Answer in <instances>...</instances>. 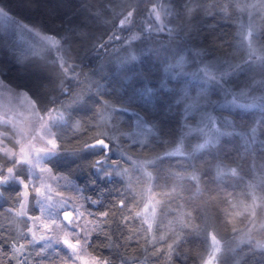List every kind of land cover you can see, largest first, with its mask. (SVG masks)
<instances>
[{"label":"trees","instance_id":"obj_1","mask_svg":"<svg viewBox=\"0 0 264 264\" xmlns=\"http://www.w3.org/2000/svg\"><path fill=\"white\" fill-rule=\"evenodd\" d=\"M127 1L121 7L125 1L0 0L8 18L60 41L59 53L36 38V30L18 25L11 33L0 23V76L28 92L39 111L65 113L55 129L59 151L47 163L75 177L93 201L89 252L108 264H206L214 255L212 264H264V250L255 248L264 244V107L228 101L242 88L264 97L258 83L264 81V11L253 9L248 16L238 8L245 0ZM154 5L168 12L171 33L144 32L138 24ZM130 10L131 27L139 28L135 59L123 67L111 63L103 72V61L131 51L123 42L129 31L119 32L122 41L109 39ZM252 30L260 57L248 55ZM20 34L40 42L44 54L32 56L19 43ZM59 57L75 79L62 70ZM201 67L228 76L222 84L206 78L220 84L209 89L197 80ZM96 74L98 85L88 87L89 76ZM145 88L152 92L141 99ZM197 100L198 108L192 106ZM105 113L116 122L112 129L111 118L100 121ZM208 116L221 123L210 128ZM100 132L108 133L101 137L109 142L104 155L85 147ZM177 146L182 152L170 153ZM0 165L12 166L1 151ZM232 168L236 175L228 171ZM15 172L26 177L23 165ZM20 190L13 180L0 186V255L23 237L26 220L6 208L16 207ZM146 204L148 214L142 211Z\"/></svg>","mask_w":264,"mask_h":264},{"label":"rangeland","instance_id":"obj_2","mask_svg":"<svg viewBox=\"0 0 264 264\" xmlns=\"http://www.w3.org/2000/svg\"><path fill=\"white\" fill-rule=\"evenodd\" d=\"M123 5H119L123 7L125 4L127 5L129 2L127 0H122ZM131 1V0H130ZM135 0H132L133 2ZM254 3L255 0H245L243 3ZM194 4L191 2V5ZM196 4H199V1H196ZM153 7H151L152 9ZM150 9V10H151ZM162 8L159 6L158 11H160ZM150 10L149 12L144 16L143 19L138 21L139 25H141L143 28L147 27H155L157 25V20L155 19V16L151 14ZM252 11V10H251ZM0 12L4 13V15H0V23L3 29H5L7 32H15L17 26L19 25L21 29H30L33 31V33H39V35L36 38H39L40 41L44 45H49L48 42H44L41 40V37L48 36L52 37L54 40L59 42V47H53L56 51L59 53L60 50V41L49 34L41 33L39 31L36 32L33 28L29 27L27 24L21 22V21H14L11 18H8L7 13L3 9L0 8ZM253 14V11H252ZM162 16V25L167 27V22L165 15H163V12H161ZM249 16V13H248ZM250 18V17H248ZM244 23L246 24V21L244 20ZM249 23V21H248ZM26 26V27H22ZM135 28H138L137 26L131 27L129 26L128 29L121 28L117 29L116 36L119 37V39H112V40H120L122 38V35L119 33L120 31L124 30L129 31L128 34L129 38H126L125 41L123 40L124 44L130 47L131 51L129 54L124 55H118L115 56L108 61H103L99 67H101V71L105 72V70H109L108 67H110L111 63L118 67H123L124 64L130 62L132 57H135L134 50H136L133 46L134 41L136 39H132L131 41H126L127 39H130L133 35L138 36L137 33H134ZM130 29V30H129ZM139 29V28H138ZM154 33H159L158 31H151ZM167 33V30L162 31L160 33ZM17 33V32H15ZM33 35V34H32ZM20 39L18 40L19 43L24 46V49H26L30 54L33 55L34 50H39L40 54H44L45 48H43L42 44L40 42H35L33 40H27L26 37L23 34H20ZM125 38V35H124ZM123 39V38H122ZM248 40V39H247ZM50 46V45H49ZM254 46V44H253ZM248 49V55L257 53L256 57H260L259 48L258 46H254ZM134 60V59H132ZM105 62V63H104ZM65 67L69 68V72L67 74L72 77L76 78L77 74L72 71L71 66L68 64H65ZM246 70H251V66L245 65ZM202 71V67H201ZM193 76L197 74V69L193 71ZM234 73V72H232ZM231 73V74H232ZM201 76L197 77V80L199 82H202L206 87L208 86L209 89L215 88L216 85L220 86V84L223 83V79H225L228 75L226 72H221L219 74L213 73L216 77V82H219L220 84L213 82L210 83L206 80V77L204 76V72L202 71ZM107 75V74H106ZM105 75V76H106ZM98 74L89 76L88 87H92L98 85ZM262 88V87H261ZM260 89V88H259ZM264 89V88H262ZM261 90V89H260ZM249 89H240L239 91L232 92L231 95H229V102L243 105L253 104V97L259 98L262 96V93L254 92V94H250ZM81 97V94L76 97L72 98L70 103L76 102ZM236 99H238L236 101ZM256 103H259V99H257ZM33 104L35 107L33 108ZM205 104L202 103V106ZM51 110V111H50ZM58 110V111H57ZM63 114V119L61 120L59 118L60 114ZM213 118V116H211ZM42 118V119H41ZM7 119L9 123L5 126L2 123H0V134L7 133V138L3 135H0V140H4V144H0V151L3 153L2 149L4 145L7 146L8 149L11 150L12 153H19L20 148L24 146L27 151L31 152L30 159L32 160L31 165H23L25 166L26 171V177L23 178V175H19L16 172H14V175L18 176L24 182L29 184V188L27 190V195H25V190L22 186V184H19L21 187L20 190V201L16 205V207H10L7 206V210L10 211L14 216L21 217V220H26L24 228L22 229L23 237L22 240L19 239L18 244H13L9 250L4 254L0 255V264H82L81 260H76L74 257L69 259L68 257L71 255L70 250L65 248L62 244H57L55 242L56 236L54 233L48 232L45 233L42 231L38 225L43 220H50L51 218H55L57 221H60L62 224H64L65 227H67L66 222H63L62 213L64 211H73V212H81L84 213L83 217L80 218V222L82 226H86V228L89 230L90 234L88 235V242L90 240V236L92 232L94 231L95 225H96V216L95 213H93L92 209L89 207V203L93 202L90 200V198L87 197L85 193H83L82 187L77 183L76 178L72 177L66 173H60L55 172L51 165L47 163V159L59 151V142L57 141L56 137V127L58 123L65 121V113L60 110L59 108L55 109H49L46 112H41L36 106V102L34 99L29 95L28 92L22 90V89H16L9 84H7L5 81H3L2 77L0 76V121ZM204 119V117H203ZM112 121H110V127L113 126V123L116 122L113 121L114 119L111 118ZM215 121L214 124L210 125V128H213V126L216 125L217 117L213 118ZM208 122V121H207ZM218 123H221L220 121ZM42 125H47L48 128H50L51 132L55 134V142L57 145V148L54 150L53 154L51 156H43L41 154L42 158L37 161V154L35 153V148H42V147H48L51 148V145L47 144V140L51 139L52 137L45 135V132L47 131L46 128L42 127ZM108 128V126H107ZM112 129V128H111ZM203 130V127L201 128ZM218 129V126H217ZM204 131L206 132V128H204ZM35 136L36 139H32V137ZM206 139V137H205ZM19 140L20 143L17 144L16 141ZM31 140V145L28 144V141ZM178 147V146H177ZM177 147L170 150V153H180L182 152L180 147V152H177ZM32 168V171L29 172V168ZM47 168L51 171L40 173V168ZM39 177L40 179H37ZM40 187L41 193H37L34 191V188ZM50 196L51 200H48L47 197ZM62 201H66L67 203L64 205V207H60V203ZM23 205V206H22ZM145 214L151 211V206L146 204L142 210ZM31 217H40V221H34L31 219ZM151 218V215H150ZM32 228L33 232L35 234V242L30 243L33 240L32 233L28 232V228ZM63 235V233H60ZM41 236H47L48 239L41 240ZM24 244L26 247L24 249H19V245ZM88 244V243H87ZM47 245V246H45ZM88 246V245H87ZM85 247L83 253H81L83 257V261L86 262V264H92L93 261H96V264H105L107 262L106 260L99 258L93 253L89 252L88 247ZM214 249V247H213ZM214 254L217 255V252L213 250ZM212 252V253H213ZM215 256V255H214ZM216 258V257H215ZM211 258H208L209 260ZM108 264V263H107Z\"/></svg>","mask_w":264,"mask_h":264},{"label":"snow or ice","instance_id":"obj_3","mask_svg":"<svg viewBox=\"0 0 264 264\" xmlns=\"http://www.w3.org/2000/svg\"><path fill=\"white\" fill-rule=\"evenodd\" d=\"M193 2V0H189V3ZM158 5H154L153 8L150 10L151 14H153L155 16V19L157 20V25L155 27H145L143 29L144 32H151V31H158V32H162V31H169V33H171V29H166V27H164L162 25V16H161V12H163V15H168V12L166 10L161 9L160 11H158ZM238 8L240 11H248L249 15H252V11L253 9L257 10V11H264V0H256L255 3H242L238 5ZM133 11L134 10H130L127 12V14L123 15V18L120 19L119 21V26L121 28H125L128 29L130 25H133ZM190 11V9H189ZM0 15H4V13L0 12ZM22 27H26V26H22ZM251 28V26H250ZM130 30V29H129ZM253 33L254 30L249 31V33L247 34V38H249V48L252 47V43L253 41ZM37 35H39V33H36ZM109 39H119L118 36L113 35L112 37H110ZM132 39H139V36L133 35L132 37H130V40ZM41 40L44 42H48L50 46L53 47H59V42L54 40L52 37H48V36H44L41 37ZM103 46V45H101ZM33 55L34 56H39L40 55V51L39 50H34L33 51ZM132 59H135V57H132ZM59 63H60V67L62 68V70L67 73L69 72V68L65 67V60L63 57H59L58 58ZM204 76L208 79V80H216V77L214 75H212L211 73H209L206 69L204 70ZM260 87L264 88V81H260L258 82ZM152 92L151 88H145L143 90V92L140 93V98L144 99L145 97H147L150 93ZM185 95H187V93H185ZM257 99H259V105H257L256 101ZM195 107H199V103L198 100L194 102ZM190 106V107H192ZM254 106H260V107H264V97H253V104L252 105H240V107H254ZM35 107V105L33 104V108ZM51 111V110H50ZM58 111V110H57ZM113 112L116 111V109L112 110ZM121 111H127L126 108L121 109ZM59 118L62 120L63 119V114L61 113L59 115ZM111 118V113H105L102 114L100 117V121L101 123H107V121ZM42 119V118H41ZM208 120V124L212 125L215 123V121L213 120V118L211 116L207 117ZM0 123H2L3 125H7L9 123V121L7 119L0 121ZM139 123L141 125L144 124V121H139ZM42 127L46 128L47 131L45 132V135H48L50 137H52L51 139L47 140V144L51 145V148L48 147H42V148H35L34 151L37 154V161H39L40 158H42L41 154H43V156H51L54 152V150L57 148L56 142H55V134L51 132L50 128H48L47 125H42ZM154 128V126H153ZM153 128H149L148 132L149 134L152 133ZM253 132V138L255 137V132L256 129H252ZM3 135L5 137V139L7 138V133H3L0 134ZM108 133L107 132H100L98 133V137L95 140L94 143L91 144H86L85 147L87 149H99L100 150V154L104 155L106 153V151L109 149V143L105 142V139L101 138L104 136H107ZM32 139H36L35 136L32 137ZM17 144L20 143L19 140L16 141ZM0 144H4V140H0ZM28 144L31 145V140L28 141ZM207 143L205 144H201L197 146L196 150H199L200 148L206 147ZM3 157L5 160H7L8 162L11 163V167H5L3 165H0V186L6 185L9 180H13L16 183L22 184L24 190H25V195H27V190L29 188V184L24 182V180H22L21 178H19L18 176L14 175L15 169L18 166L21 165H31L32 164V160L29 158L31 155L30 151H27L26 148L24 146H22L20 148V152L19 153H12L10 149L7 148L6 145H4L3 149ZM177 152H180V147L178 146L176 149ZM168 155V154H166ZM100 161H97L96 164H99ZM93 167H95V165H93ZM32 171V168H29V172ZM50 172V169L47 168H40V173H44V172ZM218 171H222V170H218ZM228 171L232 174V175H236L237 174V170L235 168L232 169H228ZM110 175V174H109ZM37 179H40L39 177H37ZM192 179H198V177L193 176ZM34 191H36L38 194L41 193V188L40 187H36L34 188ZM48 200H51V197L48 196L47 197ZM66 201H62L60 203V207H64V205L66 204ZM23 206V205H22ZM119 207L123 208L125 207V202L123 200H121L119 202ZM84 213L81 212H73V211H64L62 213V217H63V222H66L67 227L64 226V224H62L60 221H57L55 218H51L50 220H43L39 223L38 227L44 231L45 233L51 232L54 233L56 236V240L55 242L57 244H62L65 248H67L68 250H70V256L68 257L69 259L71 258H75L76 260H81L82 264H86V262L83 261V257L81 255V253H83L85 247L87 246L88 243V235L90 234L89 230L86 228V226H82L81 222H80V218L83 217ZM102 216H107V213H102ZM137 215H139V213H137ZM32 220L34 221H40V217H31ZM123 222V221H122ZM28 232L32 233L33 236V240L30 242H35V234L33 232V229L30 227L28 228ZM63 233V235H61L60 233ZM41 240H46L48 239L47 236H41L40 237ZM212 239L214 241V251L215 252H219L220 249L218 247L219 245V241L216 240V237L213 235ZM47 246V245H45ZM26 247V245L24 244H20L19 245V249H24ZM171 248V245L169 246ZM255 248L257 249H261L264 250V244L257 242L255 244ZM212 259H215V256H213L211 259H209L206 264H212ZM66 264V261H65ZM92 264H96V261H93ZM105 264H107V262H105Z\"/></svg>","mask_w":264,"mask_h":264},{"label":"water","instance_id":"obj_4","mask_svg":"<svg viewBox=\"0 0 264 264\" xmlns=\"http://www.w3.org/2000/svg\"><path fill=\"white\" fill-rule=\"evenodd\" d=\"M106 143H109L108 141L105 140Z\"/></svg>","mask_w":264,"mask_h":264}]
</instances>
